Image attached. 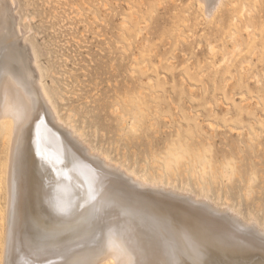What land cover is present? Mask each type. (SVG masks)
Returning <instances> with one entry per match:
<instances>
[{"label":"rangeland","instance_id":"374dc122","mask_svg":"<svg viewBox=\"0 0 264 264\" xmlns=\"http://www.w3.org/2000/svg\"><path fill=\"white\" fill-rule=\"evenodd\" d=\"M11 2L24 31L27 94L49 95L94 156L103 152L180 192L228 201L236 217L264 226V0H223L211 17L202 15L200 0ZM226 53L235 56L221 66L225 76L215 77L212 67ZM7 151L6 139L2 179ZM169 158L178 162L161 176ZM193 160L207 162L216 182L202 194L190 180ZM4 201L2 184V207Z\"/></svg>","mask_w":264,"mask_h":264},{"label":"bare ground","instance_id":"6f19581e","mask_svg":"<svg viewBox=\"0 0 264 264\" xmlns=\"http://www.w3.org/2000/svg\"><path fill=\"white\" fill-rule=\"evenodd\" d=\"M8 1L12 5V0H0V144L8 140L7 158L1 165L4 178H0L5 191L4 205H0V262L31 264L39 259L41 264H64L71 250L72 259L105 264L111 260L108 249L113 248L125 250L130 264H264L263 224L257 219L244 222L228 201L219 204L206 195L216 184L208 177L207 162L198 165L193 160L189 171L205 198L197 191L196 196L190 194L191 189L180 192L169 182L151 181L130 171L100 150L102 155L94 156L95 147L91 150L79 132L63 122L49 95L38 100L27 94L24 31L17 24L20 15ZM222 2L200 0L198 7L202 15L215 14ZM214 48L210 45L209 52ZM234 56L227 54L219 67H212L215 77L223 74L221 66ZM13 117L24 120L19 148L12 135ZM174 160L168 159L161 176L175 167L178 160ZM222 174L230 177L225 170ZM28 198L35 218L31 223L34 238L29 231ZM61 207L67 212H59ZM45 227L58 231L57 243L40 239Z\"/></svg>","mask_w":264,"mask_h":264},{"label":"snow or ice","instance_id":"6c2138e0","mask_svg":"<svg viewBox=\"0 0 264 264\" xmlns=\"http://www.w3.org/2000/svg\"><path fill=\"white\" fill-rule=\"evenodd\" d=\"M12 135L14 139V143H16L17 147L19 148L24 139V120L20 117H13V127H12ZM119 181V177L116 178V182ZM91 198H95V193L92 194ZM59 212L66 213V208H59ZM40 239L42 241L46 242H52L57 243L59 241V233L55 228L49 229L45 227L41 230ZM98 250L103 251V248H100L99 245H97ZM111 260L106 261L105 264H130V261L127 259V253L123 249H108ZM2 264V262H0ZM31 264H41V261L39 259L33 260ZM64 264H95L94 261H83L79 259H72L71 258V250H69V255L65 259ZM151 264V262H150ZM164 264H168V262H164ZM207 264V262H205Z\"/></svg>","mask_w":264,"mask_h":264}]
</instances>
